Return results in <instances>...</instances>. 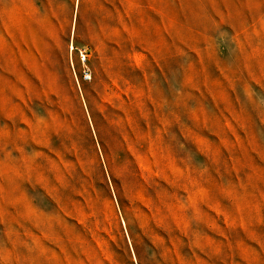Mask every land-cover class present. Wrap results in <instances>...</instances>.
Returning <instances> with one entry per match:
<instances>
[{"label":"rangeland","instance_id":"rangeland-1","mask_svg":"<svg viewBox=\"0 0 264 264\" xmlns=\"http://www.w3.org/2000/svg\"><path fill=\"white\" fill-rule=\"evenodd\" d=\"M0 264H264V0H0Z\"/></svg>","mask_w":264,"mask_h":264},{"label":"bare ground","instance_id":"bare-ground-1","mask_svg":"<svg viewBox=\"0 0 264 264\" xmlns=\"http://www.w3.org/2000/svg\"><path fill=\"white\" fill-rule=\"evenodd\" d=\"M85 78H89V76L88 75H86V76H84Z\"/></svg>","mask_w":264,"mask_h":264}]
</instances>
